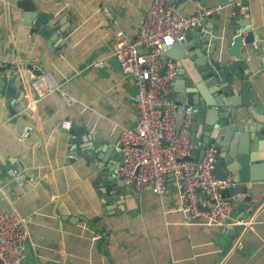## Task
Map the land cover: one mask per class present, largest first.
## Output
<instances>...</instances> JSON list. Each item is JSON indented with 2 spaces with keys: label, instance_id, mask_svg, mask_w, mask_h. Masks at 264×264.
I'll list each match as a JSON object with an SVG mask.
<instances>
[{
  "label": "crops",
  "instance_id": "crops-1",
  "mask_svg": "<svg viewBox=\"0 0 264 264\" xmlns=\"http://www.w3.org/2000/svg\"><path fill=\"white\" fill-rule=\"evenodd\" d=\"M225 2L226 7L235 2L246 7L256 29L252 46L258 52L251 59L246 92L252 107L254 99L264 106V0ZM149 3L0 0V66L30 63L56 87L39 98L30 75L19 101L21 83L12 84L11 100L0 92V209L16 208L26 219L28 237L20 264H264V185L230 197V219L250 222L231 236L191 220L180 210L171 183L161 196L127 189L125 196L114 195L108 202L89 174L64 166L68 129L59 127L61 120L76 126L72 135H78L81 151L97 146L118 153L121 129L134 125L135 87L111 51L119 36L134 37ZM172 4L191 14L198 6L222 0ZM28 15L43 16L49 36L30 32ZM206 25L204 32L210 23ZM61 92L73 103L66 104ZM23 128L28 134L18 140ZM237 238L239 245L233 246Z\"/></svg>",
  "mask_w": 264,
  "mask_h": 264
},
{
  "label": "water",
  "instance_id": "water-1",
  "mask_svg": "<svg viewBox=\"0 0 264 264\" xmlns=\"http://www.w3.org/2000/svg\"><path fill=\"white\" fill-rule=\"evenodd\" d=\"M173 1L168 0L167 4ZM225 1L222 0L220 10L204 16L192 28L193 31H187L182 41L160 53L164 61L160 73H163L166 63L174 65L173 99L185 100L193 106L188 129L190 142L194 145L193 158L200 159L204 148L209 145L217 148L212 174L217 178L231 177L233 185L225 190L226 198L230 199L248 191L262 190L260 185H264V106L254 99L256 106L252 107L246 92L253 65L251 59L258 52L252 46L257 38L256 29H252L246 7L242 8L240 2L234 3L233 0H228L234 4L226 7ZM29 17L25 20L30 32L49 36L43 16ZM207 23L210 27L204 32L202 29L207 27ZM0 72H3L0 75V92L10 100L12 84L21 83L23 86L16 94L15 102L26 92L30 75L35 77L41 73L37 66L32 68V64L21 62L0 66ZM15 72L20 82H16ZM174 118L177 131L182 119L179 110H176ZM75 130L76 126L65 133L70 156L66 157L64 166L76 173L89 174L104 201L112 202L114 195L125 196L128 185L112 174L114 167L122 163V154L116 149L97 146L81 151L77 145L80 141L78 135H72ZM249 214L243 218L247 219ZM242 226L233 225L225 233L236 236Z\"/></svg>",
  "mask_w": 264,
  "mask_h": 264
},
{
  "label": "built area",
  "instance_id": "built-area-1",
  "mask_svg": "<svg viewBox=\"0 0 264 264\" xmlns=\"http://www.w3.org/2000/svg\"><path fill=\"white\" fill-rule=\"evenodd\" d=\"M167 1L150 0L134 37L119 36L111 51L120 71L131 78L135 87L131 99L137 110L132 128H123L119 133L117 150L123 159L112 174L132 192L149 190L161 196L171 183L179 196L180 210L206 228L224 232L236 224L248 227L249 221L230 219L232 206L225 190L233 185L231 177L217 178L212 174L217 148L209 145L200 159L193 158L194 145L188 130L193 106L171 96L176 74L173 64L166 63L160 73L164 64L160 53L182 41L187 30L205 15L220 10L222 4L198 6L193 13L183 14ZM105 14L110 18L107 11ZM30 85L39 98L56 88L45 75L33 78ZM61 97L66 104L74 101L63 92ZM176 110L182 115L177 131ZM70 126V120L59 122L64 130ZM27 134L28 130L23 128L17 139L22 140ZM69 156L70 153L66 154ZM27 237L26 219L19 211L0 209L1 264H20ZM238 241L235 239L233 246H238Z\"/></svg>",
  "mask_w": 264,
  "mask_h": 264
},
{
  "label": "clouds",
  "instance_id": "clouds-1",
  "mask_svg": "<svg viewBox=\"0 0 264 264\" xmlns=\"http://www.w3.org/2000/svg\"><path fill=\"white\" fill-rule=\"evenodd\" d=\"M38 76H41V74H39ZM37 76H35L34 78H36Z\"/></svg>",
  "mask_w": 264,
  "mask_h": 264
},
{
  "label": "flooded vegetation",
  "instance_id": "flooded-vegetation-1",
  "mask_svg": "<svg viewBox=\"0 0 264 264\" xmlns=\"http://www.w3.org/2000/svg\"><path fill=\"white\" fill-rule=\"evenodd\" d=\"M205 16H206V15H205ZM193 27H194V26H193ZM193 27H192V28H193ZM190 29H191V28H190ZM187 31H188V30H187ZM187 31H186V32H187ZM186 32H185V33H186ZM184 35H185V34H184Z\"/></svg>",
  "mask_w": 264,
  "mask_h": 264
}]
</instances>
